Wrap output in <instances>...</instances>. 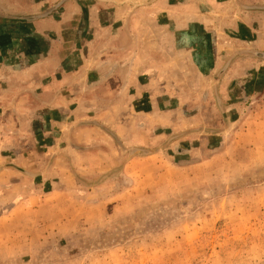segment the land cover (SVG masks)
I'll return each mask as SVG.
<instances>
[{"label": "rangeland", "instance_id": "rangeland-1", "mask_svg": "<svg viewBox=\"0 0 264 264\" xmlns=\"http://www.w3.org/2000/svg\"><path fill=\"white\" fill-rule=\"evenodd\" d=\"M46 1L0 0L30 19L68 3L82 31L67 27L76 74L51 120L26 82L41 74L0 71V264H264V0ZM113 23L143 34L144 63L163 64L140 104L105 87L108 52L121 68L128 47L120 30L108 49ZM184 23L211 60L201 77L171 73L170 44L157 45ZM176 91L190 103L160 115V94ZM90 124L100 134L78 140Z\"/></svg>", "mask_w": 264, "mask_h": 264}, {"label": "crops", "instance_id": "crops-1", "mask_svg": "<svg viewBox=\"0 0 264 264\" xmlns=\"http://www.w3.org/2000/svg\"><path fill=\"white\" fill-rule=\"evenodd\" d=\"M44 3L45 1L38 2L37 5H44ZM34 7L35 5H32L30 9H24L23 13H31L30 11L34 10ZM10 9L11 8L6 6L2 7L0 4V71L10 73V75L13 76L24 73H31L32 76L35 73L41 74V78H39L38 82L34 80V77H32L33 80L28 79L26 82L32 81V87H36L39 91L38 95L41 99V107L46 111L43 112L42 117L39 115L40 118H48L51 120L52 117L44 116L45 113H47V111H52V109L59 110L65 108L67 103L66 82L72 80V77L76 74V68L70 67V62L67 61V57L71 56V54H68L69 48L67 42L70 38H68L69 30H67V27L70 25L75 26L74 38L77 40V36L82 33L81 29L80 32H77L80 23L77 22L78 18L76 16L71 17L68 13V10L70 9V4L68 3L64 4L62 8L63 12L60 17H55V15H45L30 19L27 14L24 15V17H19L18 14L16 15V13ZM14 9V11H18L17 8ZM158 24V21H156L155 25L157 26ZM117 25L118 26L113 23L111 27L110 25L104 27L107 32V47L109 49V46L112 45L113 47V45L116 44L114 34H116L115 31L119 32L120 30H124V32L122 31L123 41H127L128 47L125 42L123 52H119V56L121 55L123 57L121 68L120 65L118 66L115 64L116 59L114 58V53L111 51L108 52L110 60L106 62L107 82L105 87L109 94L112 93V97L114 98L116 97L115 95L117 94L118 89H121L123 95L122 103L126 106L127 104L130 105L132 103L140 104L141 102L138 101L140 100V97L144 95L142 92L144 91L143 89H149L152 86V83L155 86L161 85L164 78H166L163 73V64L150 65L144 63L143 57L147 55V51L144 48V44L141 42L144 41L141 39L143 34H132L129 32L130 29L128 30V28L125 27V23H118ZM180 26L182 29L181 31H178L179 33L177 34L172 32L166 34V37L164 38H162V33L158 32V35H156V37H158L156 38V41L159 47L162 48L164 44H170V49H167L168 51L165 52V54L168 55L171 64L174 67L170 70L171 73L179 74L180 71L190 70L195 75L197 74L198 77H201L200 73L206 71L209 73L211 71V60L208 58L206 60L204 59L205 46L203 44H195L198 39L195 37L193 31L194 27L190 28L188 23L180 24ZM185 27L186 30H184ZM132 41H134L133 44H131ZM135 42H138V45L130 49ZM200 47H202V52H199ZM158 51L163 53L162 49H158L157 52ZM98 54L97 51V55ZM200 54L202 56H200ZM148 59H150V57H148ZM216 62L217 60H215L214 67L217 66ZM223 70L224 68H222L220 72ZM55 74L58 75L55 76ZM99 74L100 72L98 71L96 75ZM48 75L49 83H44ZM152 77H155L156 79L154 80ZM10 80H12V78H10ZM40 80H42V83L39 82ZM177 83L178 81L170 83V88L173 90L179 88ZM99 87L104 88V84ZM57 89L59 90L58 93H56ZM159 89L162 90L163 88L158 86L157 93H162V91L159 92ZM160 96L161 100L159 104L161 106L170 105V108L164 110L160 115L172 114L181 104L190 103L183 100L184 98H182V96H184V94H180L178 91L169 94V96H162V94H160ZM155 99L158 98L155 96ZM18 102L19 101L16 98H12V101L10 100V105L12 107L18 106ZM2 103L3 101L0 96V107L5 105ZM154 105L156 104L151 103V106ZM150 111L154 112L152 110ZM144 112H146L145 109H141L137 115L141 116L145 114ZM18 113V108H15V110L11 109L10 111V114L15 119L22 117ZM27 115L29 120H33L36 117L35 112H31ZM0 122H2L1 115ZM92 124L85 125L83 128L76 130L74 134L75 137L80 141L87 142L88 139L89 142H92L94 136L100 134L98 127L96 125L95 127ZM32 133L35 134L34 129L32 130Z\"/></svg>", "mask_w": 264, "mask_h": 264}]
</instances>
